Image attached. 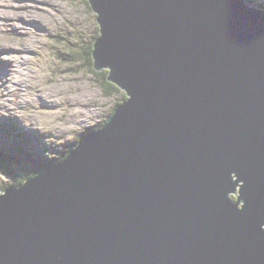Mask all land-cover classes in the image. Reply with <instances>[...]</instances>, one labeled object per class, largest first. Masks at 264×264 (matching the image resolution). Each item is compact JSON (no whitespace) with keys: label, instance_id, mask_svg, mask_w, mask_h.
<instances>
[{"label":"water","instance_id":"water-1","mask_svg":"<svg viewBox=\"0 0 264 264\" xmlns=\"http://www.w3.org/2000/svg\"><path fill=\"white\" fill-rule=\"evenodd\" d=\"M86 1L92 68L126 99L0 195V264H264V12Z\"/></svg>","mask_w":264,"mask_h":264},{"label":"rangeland","instance_id":"rangeland-1","mask_svg":"<svg viewBox=\"0 0 264 264\" xmlns=\"http://www.w3.org/2000/svg\"><path fill=\"white\" fill-rule=\"evenodd\" d=\"M95 17L83 0H0V64L6 63L0 70V119L9 117L22 126L25 121L61 150L108 117L121 96L106 94L97 76L101 72L90 71L83 56L97 34ZM29 25L34 31L24 28ZM67 50L77 52V62L69 66L54 57Z\"/></svg>","mask_w":264,"mask_h":264},{"label":"trees","instance_id":"trees-1","mask_svg":"<svg viewBox=\"0 0 264 264\" xmlns=\"http://www.w3.org/2000/svg\"><path fill=\"white\" fill-rule=\"evenodd\" d=\"M83 2L88 6V9H90L88 3L86 0H83ZM246 4L247 5H251L253 4L256 8H259V9H263L262 11L264 12V5H261V4H254L252 3V0H245ZM96 20V18H95ZM98 31V29L96 30ZM98 36V33L93 37V39L91 40V42L84 48V52H83V56H85V61H86V65L89 67V70L90 71H93V68H92V64H93V60H92V56H91V53H92V45H93V40ZM59 39L58 38H54V43L56 46L58 45V41ZM76 44L78 42V40L76 39L75 40ZM77 52L75 50H67L65 51V53L63 54H58L57 52H55V56L54 57H57L58 60H61L64 64L66 65H71L75 62H77V60L75 59V56H76ZM98 72H96L97 74ZM106 74L107 72L106 71H102L101 73H98L97 76H99L98 78H101L104 82L103 84V88L106 92V94L108 93H116V94H120L121 96V99L119 100L120 102L117 103V104H121V102H123L125 99H126V96H125V93L122 92L121 90H119L116 86H114L113 84L111 83H108L106 81ZM116 104V105H117ZM115 105V106H116ZM114 106V107H115ZM110 112L108 114V117L100 122V123H96L97 125H92V128L88 127L86 128L84 131H82L81 133L78 134V136H76V138H78L76 141L74 139V143L72 142L71 145H75V146H79L80 145V140L81 138L83 139H86V133H88L89 131H92L93 129H101L103 127V125L105 123L108 122V119H109V116H110ZM89 130V131H88ZM81 137V138H79ZM1 138V137H0ZM32 143L34 144V149L37 151V154L36 157L34 154L30 155L27 151L25 153H21L24 155V157L22 158L26 163L28 164L30 167L32 166V170H34V172H38L39 170H43L47 167H50L54 164H57L59 163L61 160H63L66 156H67V153H71L72 151L75 150V148L72 146L70 148H67L68 150L65 149L64 146H60L61 147V150L59 149V147L57 149H55V152L53 150H50L51 152H48L47 151V146H45L43 143H42V140L39 138L37 140H33ZM7 149H10L9 146H7ZM3 152L4 150L2 148H0V169H4V170H8L9 169V162H7L2 156H3ZM30 157H34L35 160H32ZM39 160V162H38ZM23 163H20V165H22ZM9 174L10 176L12 177V184H14V186H19L24 184V179L25 178H22L20 179L19 177H17L15 175V173L13 171H11V169L9 170ZM11 187L13 186H9V183L8 184H3L0 186L1 188V191H6L8 189H10Z\"/></svg>","mask_w":264,"mask_h":264},{"label":"bare ground","instance_id":"bare-ground-1","mask_svg":"<svg viewBox=\"0 0 264 264\" xmlns=\"http://www.w3.org/2000/svg\"><path fill=\"white\" fill-rule=\"evenodd\" d=\"M3 61H5V60H3ZM4 64H6V63H4ZM23 80H24V79H23ZM20 83H21L22 85H24V87H26L28 91H30V90L33 89L32 87L27 86V84H25L24 81H23V82L21 81ZM31 88H32V89H31ZM114 108H115V107H114ZM114 108L112 109V111L114 110ZM53 131H54V130H53ZM49 132H51V131H49ZM22 155H23V154H22Z\"/></svg>","mask_w":264,"mask_h":264}]
</instances>
